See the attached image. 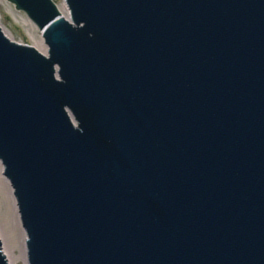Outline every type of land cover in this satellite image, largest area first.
<instances>
[{
	"label": "water",
	"instance_id": "95a60500",
	"mask_svg": "<svg viewBox=\"0 0 264 264\" xmlns=\"http://www.w3.org/2000/svg\"><path fill=\"white\" fill-rule=\"evenodd\" d=\"M11 1L50 27L0 31L29 264H264V0Z\"/></svg>",
	"mask_w": 264,
	"mask_h": 264
},
{
	"label": "bare ground",
	"instance_id": "6f19581e",
	"mask_svg": "<svg viewBox=\"0 0 264 264\" xmlns=\"http://www.w3.org/2000/svg\"><path fill=\"white\" fill-rule=\"evenodd\" d=\"M11 1V0H9ZM34 1V5L33 8L36 9H47V11L49 12V14L54 13L53 15V19L55 20H59L61 18H66L65 20L67 21V23H73L76 24V19L74 16V11L72 8V4L71 3H67V0H63V4L62 5H58L56 0H52L55 5L57 4V6L49 4L47 5V2L45 0H32ZM18 10L23 11L27 14V16L35 23V25H37V27L40 29L42 36H43V41L42 40H36L35 43H28V42H21L17 39H15L7 30V28L2 24V22L0 21V31L3 35H7V39H9L11 42H15V43H20V44H25V45H30V46H35L36 50H38L41 54H43L45 57H51V53L49 51V47L50 44L47 43L45 40V36L44 34L46 33V31H48L50 29H48V26L46 27H39L38 26V22L36 20H33L32 17L30 16V14L28 13V11L26 9H20L19 7H17V4L13 1H11ZM14 19V21L17 23L18 20L16 17H12ZM25 23L21 22L19 24H21V26L24 28L25 25H27L29 28L32 29L31 25L24 20ZM85 22L83 20H81V26H84ZM48 29V30H47ZM55 67V78L62 80V76H61V72H60V66L58 63H56ZM67 113H69V119L70 121L73 123L74 126H78L79 122L77 120V117L75 116V114H73V112L71 110H69V108H67ZM0 169H1V174H2V178H3V184L5 183V185H3L2 188V196H3V208H4V216L6 218V221L8 222L7 225H5L3 223V218L0 215V240L2 242V249L1 252L4 255H7V258L9 260V264H17V259L18 256L14 254V252L12 251V248L10 245H6L5 242L9 241V237L13 239L14 244H16L15 246L17 247L20 246L21 247V252L23 254L24 257V262L25 264H29V258H28V232L25 228L24 225V220H23V212H22V207L19 203V199L16 195V191H15V187H14V183L13 180L11 179V177L7 176V169H6V162L4 160L3 157L0 156ZM9 227V228H8ZM12 235V236H10Z\"/></svg>",
	"mask_w": 264,
	"mask_h": 264
},
{
	"label": "rangeland",
	"instance_id": "374dc122",
	"mask_svg": "<svg viewBox=\"0 0 264 264\" xmlns=\"http://www.w3.org/2000/svg\"><path fill=\"white\" fill-rule=\"evenodd\" d=\"M58 5L63 4V0H56ZM16 17L18 22L16 23L12 17ZM27 21L31 27L29 28L27 25L24 26V28L21 26V22ZM0 21L2 24L7 28L9 33L17 40L21 42H28V43H35L36 40H42L43 41V36L40 31V29L35 25V23L27 16V14L23 11H20L16 8V6L9 0H0ZM1 169H0V215L3 218V223L5 225L8 224L6 221V218L4 216V208H3V196H2V188L3 185V178L1 174ZM9 228V227H8ZM12 236V235H10ZM5 244L8 246L10 245L12 248V251L14 252L15 256H18L17 259V264H25L24 262V257L21 252V247L16 244H14V241L12 238L9 237V241L5 242Z\"/></svg>",
	"mask_w": 264,
	"mask_h": 264
}]
</instances>
